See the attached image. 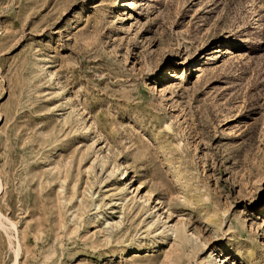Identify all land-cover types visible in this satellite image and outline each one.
<instances>
[{"label":"rangeland","instance_id":"1","mask_svg":"<svg viewBox=\"0 0 264 264\" xmlns=\"http://www.w3.org/2000/svg\"><path fill=\"white\" fill-rule=\"evenodd\" d=\"M0 264H264V0H0Z\"/></svg>","mask_w":264,"mask_h":264}]
</instances>
